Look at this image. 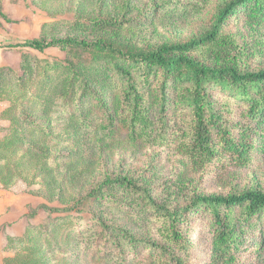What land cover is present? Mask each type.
Listing matches in <instances>:
<instances>
[{
    "label": "rangeland",
    "instance_id": "obj_1",
    "mask_svg": "<svg viewBox=\"0 0 264 264\" xmlns=\"http://www.w3.org/2000/svg\"><path fill=\"white\" fill-rule=\"evenodd\" d=\"M227 1L0 0L8 34L0 68V264H162L124 238L117 237L118 245L97 238L102 222L138 239L170 243L161 218L125 187L107 186L78 210L48 212L68 207L106 176L131 178L176 208L198 194L264 190L260 148L247 161L220 147L211 161L195 162L173 146L129 140L120 123L113 139L103 136L93 97L106 95L114 80L105 62L77 48L37 51L21 45L28 39L77 37L121 49L152 48L202 35ZM221 32L242 46L240 63L247 70L264 68V19L233 17ZM199 56L206 58L204 49ZM212 94L222 128L237 139L244 123L249 142L263 145L264 125L253 137L256 126L241 96L218 88ZM180 231L181 240L172 246L183 264H210L208 217L186 215ZM252 247L241 250L235 264H264Z\"/></svg>",
    "mask_w": 264,
    "mask_h": 264
},
{
    "label": "trees",
    "instance_id": "obj_2",
    "mask_svg": "<svg viewBox=\"0 0 264 264\" xmlns=\"http://www.w3.org/2000/svg\"><path fill=\"white\" fill-rule=\"evenodd\" d=\"M0 16L5 17L1 9ZM233 17L252 21L264 19V0H228L217 9L209 29L202 35L152 48L121 49L105 40L77 37L28 39L21 45L37 51L50 47L77 48L105 62L114 80L105 91L106 95L93 97L100 118L97 131L103 136L113 139L117 123H120L129 140L173 146L195 162L211 161L219 154L220 147L247 161L258 148L264 150V143H257L256 139L249 142L244 123L237 127L240 135L237 139L229 128H222V114L216 109L212 94V89L218 88L240 95L243 109L255 123V137L257 128L264 125V68L247 70L240 63L244 53L242 46L232 36L221 32ZM203 49L210 60H202L199 56ZM215 136H218L217 141ZM259 136L264 142V132ZM116 185L125 187L152 215L161 218L160 227L170 243L138 239L123 228L99 222L101 228L97 238L104 243L118 245L119 236L133 247L140 246L151 258L160 257L162 264H183L184 260L175 252L172 243L182 238L180 224L184 217L201 212L209 222L210 264L218 261L235 264L244 251L249 252L250 244L253 247L249 250L260 254L264 261V190L257 188L225 195L198 194L176 208L160 203L148 186L137 184L131 178L106 176L68 207H51L48 212L78 210L81 204L102 194L107 186ZM103 247L101 243L100 248Z\"/></svg>",
    "mask_w": 264,
    "mask_h": 264
},
{
    "label": "crops",
    "instance_id": "obj_3",
    "mask_svg": "<svg viewBox=\"0 0 264 264\" xmlns=\"http://www.w3.org/2000/svg\"><path fill=\"white\" fill-rule=\"evenodd\" d=\"M5 27H7V25H5L4 22L0 20V68L4 66L3 64L6 61V54L8 53L6 47V44L8 43V34L5 31ZM1 255L2 253L0 254V256Z\"/></svg>",
    "mask_w": 264,
    "mask_h": 264
}]
</instances>
